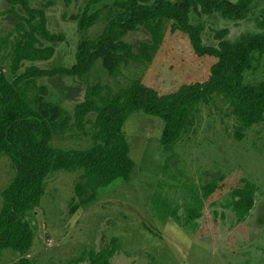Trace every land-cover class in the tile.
I'll use <instances>...</instances> for the list:
<instances>
[{"label": "rangeland", "instance_id": "rangeland-1", "mask_svg": "<svg viewBox=\"0 0 264 264\" xmlns=\"http://www.w3.org/2000/svg\"><path fill=\"white\" fill-rule=\"evenodd\" d=\"M27 1L30 7L42 9L46 29L62 34L63 40L52 44L54 52L49 59L23 61L18 73L28 64L39 68L70 65L76 43L82 37H95L105 22L102 13L87 30H77L71 16L79 13L86 0ZM110 1L104 0L96 8ZM8 6L6 0H0V71L4 73L8 71L15 25L20 22L6 11ZM14 9L24 15L19 4ZM263 16L264 0H252L241 20H228L214 12L200 16L190 13L189 21L201 22L202 43L215 46L213 29L226 28L224 39L232 42L241 33L260 31L256 22ZM123 39L136 51L149 36L138 27ZM214 61L213 57L196 56L179 31L165 30L146 62H129L110 75L96 60L81 78L43 76L35 78V83L46 88L44 98L71 114L73 105L82 99L86 83L99 82L115 91L137 80L158 94L168 93L182 84L205 80ZM256 65L245 74L246 80L264 77V60L261 58ZM93 116L88 115L90 119ZM236 124L229 107L214 97L198 105L191 126L166 147L159 142L162 121L158 117L130 112L122 124L128 155L134 162L128 179L114 180L99 189L92 202L82 204L73 196L78 171L50 172L44 179L38 205L21 218L32 231L30 247L25 252L1 248L0 264H15L22 256L36 264H86V259L74 260L83 250L97 251L108 245L111 238L118 246L108 264H264V118L238 132V136L234 135ZM88 140L87 135L72 129L53 135L51 143L77 148ZM12 174L10 162L0 155V191ZM243 180L253 183L255 192L248 214L236 221L223 204L228 192L241 187ZM208 181L218 186L200 197V186ZM193 205L199 216L188 220L186 207Z\"/></svg>", "mask_w": 264, "mask_h": 264}, {"label": "trees", "instance_id": "trees-1", "mask_svg": "<svg viewBox=\"0 0 264 264\" xmlns=\"http://www.w3.org/2000/svg\"><path fill=\"white\" fill-rule=\"evenodd\" d=\"M6 1V11L20 22L15 25L16 36L10 44L8 71H0V155L8 159L13 169L9 182L0 191V249L25 252L30 247L32 231L21 218L38 205L44 179L50 172L77 170L73 196L82 204L92 202L97 191L114 180L128 179L134 162L128 155L122 124L130 112L158 117L162 121L159 142L166 147L191 126L198 105L214 97L229 107L237 122L235 136L264 118V77L252 82L244 78L261 58L264 60V16L256 22L260 31L241 33L232 42L224 39L226 28L213 29L215 46L202 43L201 22L189 21L190 13L200 16L214 12L228 20H241L249 12L252 0H111L102 8L96 5L104 0H86L79 13L71 16L77 30H87L102 13L105 22L95 37H82L76 43L73 62L49 68L28 64L19 73L23 61L49 59L54 52L52 44L61 42L63 36L46 29L42 9L30 7L27 0ZM16 4L24 15L15 12ZM138 27L147 32L149 40L140 42L133 51L123 37ZM165 30L182 33L196 56L215 59L205 80L182 84L175 91L162 94L137 80L115 91L92 81L85 84L82 99L73 105L71 114L44 98L46 88L35 83V78L43 76L81 78L96 60L110 75L129 62H146ZM90 113L94 114L92 119L88 117ZM72 129L87 135L88 143L77 148L52 145L53 135ZM217 186L214 181L202 184L199 196L206 197ZM254 192L255 186L247 180L228 192L223 205L232 211L236 221L248 214ZM194 205L186 207L188 220L199 216ZM117 246L116 239L111 238L97 251L83 250L74 263L86 259V264H108ZM15 264L36 263L22 256Z\"/></svg>", "mask_w": 264, "mask_h": 264}]
</instances>
